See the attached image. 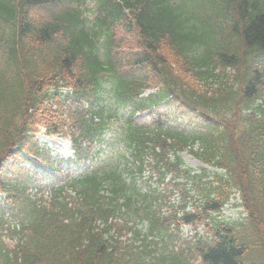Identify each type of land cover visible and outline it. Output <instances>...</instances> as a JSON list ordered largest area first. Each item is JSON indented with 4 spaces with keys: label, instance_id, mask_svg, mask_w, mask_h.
Returning <instances> with one entry per match:
<instances>
[{
    "label": "trees",
    "instance_id": "1",
    "mask_svg": "<svg viewBox=\"0 0 264 264\" xmlns=\"http://www.w3.org/2000/svg\"><path fill=\"white\" fill-rule=\"evenodd\" d=\"M0 192V264H264V0H0Z\"/></svg>",
    "mask_w": 264,
    "mask_h": 264
},
{
    "label": "rangeland",
    "instance_id": "2",
    "mask_svg": "<svg viewBox=\"0 0 264 264\" xmlns=\"http://www.w3.org/2000/svg\"><path fill=\"white\" fill-rule=\"evenodd\" d=\"M39 137L42 141L44 140L46 142H49L50 145H52L55 149H57V152L59 154L63 156L67 155L69 143L64 141L62 138L60 137L48 138L43 134L39 135ZM182 156L186 161V163L193 168H198L203 166V164L198 159H196L195 157H193L188 153H183ZM235 203H239V200L238 199L232 200L231 203L227 205L223 213L224 217L231 220H236L244 217V213L242 212V207L236 206ZM183 234L184 236H190L192 234V229L189 227H185L183 229Z\"/></svg>",
    "mask_w": 264,
    "mask_h": 264
}]
</instances>
